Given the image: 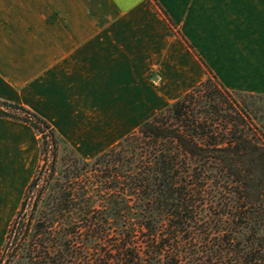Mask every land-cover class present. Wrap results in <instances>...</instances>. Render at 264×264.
<instances>
[{"label": "trees", "instance_id": "16d2710c", "mask_svg": "<svg viewBox=\"0 0 264 264\" xmlns=\"http://www.w3.org/2000/svg\"><path fill=\"white\" fill-rule=\"evenodd\" d=\"M182 40L206 79L92 160L0 100L41 156L0 264H264V96L225 90Z\"/></svg>", "mask_w": 264, "mask_h": 264}, {"label": "crops", "instance_id": "0c3cea01", "mask_svg": "<svg viewBox=\"0 0 264 264\" xmlns=\"http://www.w3.org/2000/svg\"><path fill=\"white\" fill-rule=\"evenodd\" d=\"M60 2L0 0V100L49 122L84 160L206 79L182 38L225 90L264 96V0ZM39 157L35 131L0 118V189L26 188Z\"/></svg>", "mask_w": 264, "mask_h": 264}, {"label": "rangeland", "instance_id": "374dc122", "mask_svg": "<svg viewBox=\"0 0 264 264\" xmlns=\"http://www.w3.org/2000/svg\"><path fill=\"white\" fill-rule=\"evenodd\" d=\"M55 3L60 4L61 2L60 0H55ZM61 154H65V153L61 152ZM40 161H41V156L39 157L38 166L40 164ZM26 188H24L22 191L15 192L14 197L13 194H11L10 192L5 191L2 188L0 189V254L4 246L8 228L20 207Z\"/></svg>", "mask_w": 264, "mask_h": 264}]
</instances>
